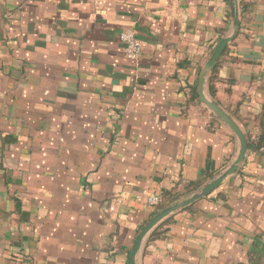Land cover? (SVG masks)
<instances>
[{"label": "crops", "instance_id": "0c3cea01", "mask_svg": "<svg viewBox=\"0 0 264 264\" xmlns=\"http://www.w3.org/2000/svg\"><path fill=\"white\" fill-rule=\"evenodd\" d=\"M237 1L208 93L245 157L140 264H264V0ZM230 23V0H0V264H129L158 211L232 162L236 137L196 89Z\"/></svg>", "mask_w": 264, "mask_h": 264}, {"label": "water", "instance_id": "95a60500", "mask_svg": "<svg viewBox=\"0 0 264 264\" xmlns=\"http://www.w3.org/2000/svg\"><path fill=\"white\" fill-rule=\"evenodd\" d=\"M230 14L231 23L227 33L221 37L216 45L213 47L209 57L203 64L197 80V94L200 101L213 112L223 123H225L232 133L235 135L237 140V152L232 162L216 177L206 183L199 191L193 193L189 197L177 201L176 203L164 207L158 211L138 232L135 241L133 242L129 251V264H140L141 252L145 241L151 234V232L170 214L175 211L184 208L194 201L206 196L212 191L227 175L236 171L238 165L245 157L247 150V142L245 135L235 120L223 109V107L213 99L208 93V79L210 73L220 56L224 52L227 44L231 42L238 33L239 30V13H238V1L230 0Z\"/></svg>", "mask_w": 264, "mask_h": 264}, {"label": "built area", "instance_id": "2783aa9c", "mask_svg": "<svg viewBox=\"0 0 264 264\" xmlns=\"http://www.w3.org/2000/svg\"><path fill=\"white\" fill-rule=\"evenodd\" d=\"M119 40L124 44V53L128 58L136 59L141 52V43L133 29H126L119 34ZM149 203L158 202V197L150 196Z\"/></svg>", "mask_w": 264, "mask_h": 264}, {"label": "trees", "instance_id": "16d2710c", "mask_svg": "<svg viewBox=\"0 0 264 264\" xmlns=\"http://www.w3.org/2000/svg\"><path fill=\"white\" fill-rule=\"evenodd\" d=\"M216 66H217V64L214 66V68L212 69V71H211V73H210V76H209V79H210V80H212V78H213V73H214L215 70H216ZM209 79H208V80H209ZM209 89H210L211 92H213V87H212L211 84L209 85Z\"/></svg>", "mask_w": 264, "mask_h": 264}]
</instances>
